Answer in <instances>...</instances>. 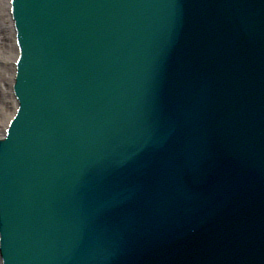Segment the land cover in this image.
I'll return each mask as SVG.
<instances>
[{"label":"water","instance_id":"obj_1","mask_svg":"<svg viewBox=\"0 0 264 264\" xmlns=\"http://www.w3.org/2000/svg\"><path fill=\"white\" fill-rule=\"evenodd\" d=\"M83 2L91 3V0ZM67 4L64 5L67 6ZM100 11L104 17H110L111 21L123 14H128L125 11L122 13L117 8L115 0H102ZM120 22L125 26L129 21L122 18ZM112 70L113 67L108 68L99 77L90 76L81 82L63 88L61 95L64 98L62 100L59 98V100L58 97H55L59 116L53 117V121L47 122L48 125L45 127L44 133L41 134L47 142H51L52 138L65 141L68 143L66 147L68 152L74 151V149L89 148L92 158L89 160L87 157V159L99 163L101 170L113 167L112 162L115 165H120L119 160L130 157L129 145L138 146L141 135L146 140L149 133L161 125V122L153 123V117L150 118V115L144 121V118L139 116L142 108L136 109L134 106V98L139 90L144 88L148 92L155 90L154 87L147 84L145 64L138 67L136 71L125 68L118 76H112ZM118 78H120L119 82H117ZM47 113L54 115L51 108ZM136 132L138 134H135ZM69 147L74 148L69 149ZM101 182L104 181H99V183ZM164 204L166 209L171 207L169 203ZM161 213H164L161 222L171 220L166 211H159L148 216L147 222L143 224L149 225L150 228H159L157 231H160L161 228L154 225V219L159 218ZM143 240L146 247L133 246L128 253L119 249L118 254L110 258V264H121L123 260L124 264L131 262L134 264H161L164 261L166 264H190V258L187 257L198 251L197 249H194L193 252L165 250L164 247H156L149 241ZM251 253L250 250L246 258L247 261H250Z\"/></svg>","mask_w":264,"mask_h":264},{"label":"bare ground","instance_id":"obj_2","mask_svg":"<svg viewBox=\"0 0 264 264\" xmlns=\"http://www.w3.org/2000/svg\"><path fill=\"white\" fill-rule=\"evenodd\" d=\"M7 0H0V137L3 122L12 112L13 100L9 91L12 80L11 58L13 48L11 43L10 25L5 12Z\"/></svg>","mask_w":264,"mask_h":264}]
</instances>
